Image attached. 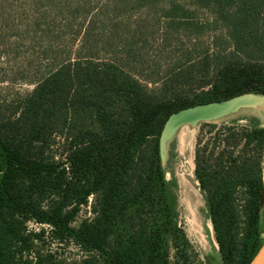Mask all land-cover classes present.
<instances>
[{
	"label": "trees",
	"instance_id": "obj_1",
	"mask_svg": "<svg viewBox=\"0 0 264 264\" xmlns=\"http://www.w3.org/2000/svg\"><path fill=\"white\" fill-rule=\"evenodd\" d=\"M150 1L115 0L113 8ZM196 2L211 12L215 32L224 33V55L185 52L145 82L112 59L73 53L0 122V264H45L33 250L44 226L49 240L71 239L105 264H197L159 136L180 109L244 93L264 96V0ZM192 14L173 4L165 28H193L191 35L203 37L210 23ZM84 48L85 41L78 51ZM51 135L63 141L58 156L47 154ZM193 164L220 264H249L264 240V127L202 123ZM91 196L95 217L73 227ZM29 222L39 231L28 230Z\"/></svg>",
	"mask_w": 264,
	"mask_h": 264
},
{
	"label": "rangeland",
	"instance_id": "obj_2",
	"mask_svg": "<svg viewBox=\"0 0 264 264\" xmlns=\"http://www.w3.org/2000/svg\"><path fill=\"white\" fill-rule=\"evenodd\" d=\"M114 1L0 0V122L11 115L58 63L78 52L112 59L142 81L148 74L156 77L157 70L161 73L185 52L192 58L207 48L212 53H226L228 43L224 33L215 32L211 12L196 0H152L145 2V6L129 3L119 6L118 10L113 8ZM173 4L191 11L194 21L210 23L203 37L191 35L193 28H165L164 15ZM84 41L85 48L78 51ZM193 61L196 63L197 58ZM231 122L263 125L264 103L260 107H241L206 123ZM202 123L205 122L179 128L166 142L161 160L166 179H174L177 184L178 220L190 243L191 258L197 264H220L214 232L193 173L194 146ZM49 141L47 154L58 156L63 152L62 139L51 135ZM186 162L192 164V170L183 171L182 167L187 169ZM262 172L264 181V164ZM186 191L193 193L194 204L190 203L191 197ZM93 208L91 196L79 207L72 226L77 228L83 220L93 219ZM27 227L38 232L41 226L29 222ZM44 228L43 240L34 241L33 250L43 257L45 264H105L97 253L84 251L71 239L49 240L50 228ZM261 237L264 238V233Z\"/></svg>",
	"mask_w": 264,
	"mask_h": 264
},
{
	"label": "water",
	"instance_id": "obj_3",
	"mask_svg": "<svg viewBox=\"0 0 264 264\" xmlns=\"http://www.w3.org/2000/svg\"><path fill=\"white\" fill-rule=\"evenodd\" d=\"M256 97L264 98V96L261 95L244 93L224 100L196 104L170 114L165 121L159 136L161 157L164 152L166 142L173 138L179 128L186 125L195 126L201 122H211L233 113L241 107H250ZM262 127H264V124ZM249 264H264V240Z\"/></svg>",
	"mask_w": 264,
	"mask_h": 264
},
{
	"label": "bare ground",
	"instance_id": "obj_4",
	"mask_svg": "<svg viewBox=\"0 0 264 264\" xmlns=\"http://www.w3.org/2000/svg\"><path fill=\"white\" fill-rule=\"evenodd\" d=\"M264 103V98L263 97H256V99L253 101V103L250 105V107H260V106H262V104ZM186 167H187V169H185V167H182V169H183V171H187V170H189L190 171V169L192 170V164L190 163V162H186ZM188 194V197L190 198L191 197V201H190V203H193L194 202V200H193V202H192V199H195V197H194V195H193V193H191V191H186ZM263 192H264V181H263ZM191 194V195H190ZM195 203H197V201L195 202ZM194 204V203H193ZM185 210V209H184ZM190 217V216H189Z\"/></svg>",
	"mask_w": 264,
	"mask_h": 264
}]
</instances>
